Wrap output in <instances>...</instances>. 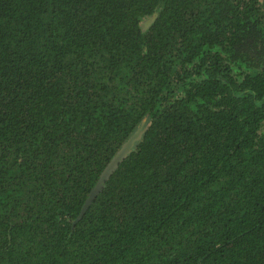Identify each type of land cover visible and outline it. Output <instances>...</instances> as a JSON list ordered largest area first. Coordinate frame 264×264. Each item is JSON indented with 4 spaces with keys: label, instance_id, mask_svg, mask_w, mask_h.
I'll list each match as a JSON object with an SVG mask.
<instances>
[{
    "label": "trees",
    "instance_id": "1",
    "mask_svg": "<svg viewBox=\"0 0 264 264\" xmlns=\"http://www.w3.org/2000/svg\"><path fill=\"white\" fill-rule=\"evenodd\" d=\"M0 264H264V0H0Z\"/></svg>",
    "mask_w": 264,
    "mask_h": 264
},
{
    "label": "water",
    "instance_id": "2",
    "mask_svg": "<svg viewBox=\"0 0 264 264\" xmlns=\"http://www.w3.org/2000/svg\"><path fill=\"white\" fill-rule=\"evenodd\" d=\"M137 140V135L133 136L129 142L113 157L111 162L106 166L104 171L99 176L95 185L90 190L87 198L84 200L81 210L73 222L77 223L86 213L91 203L95 200L97 195L103 190L104 183L111 177L115 169L119 166L121 160L130 152L134 142Z\"/></svg>",
    "mask_w": 264,
    "mask_h": 264
}]
</instances>
